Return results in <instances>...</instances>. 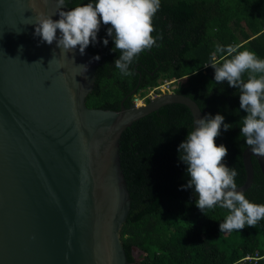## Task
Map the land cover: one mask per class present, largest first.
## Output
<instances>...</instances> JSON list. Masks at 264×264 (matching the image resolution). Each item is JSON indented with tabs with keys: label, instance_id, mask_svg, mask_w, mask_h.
I'll return each mask as SVG.
<instances>
[{
	"label": "water",
	"instance_id": "obj_1",
	"mask_svg": "<svg viewBox=\"0 0 264 264\" xmlns=\"http://www.w3.org/2000/svg\"><path fill=\"white\" fill-rule=\"evenodd\" d=\"M58 11L56 0H0V264H133L121 240L131 208L122 134L168 104L187 106L193 122L204 113L175 92L118 111L89 108L102 56L78 47L64 55L34 36L38 14L55 20ZM253 157L264 175V157L247 147L243 192Z\"/></svg>",
	"mask_w": 264,
	"mask_h": 264
},
{
	"label": "trees",
	"instance_id": "obj_2",
	"mask_svg": "<svg viewBox=\"0 0 264 264\" xmlns=\"http://www.w3.org/2000/svg\"><path fill=\"white\" fill-rule=\"evenodd\" d=\"M87 2L66 0V5L72 8ZM109 26L102 25L98 43L87 47L102 56L87 106L129 108L140 93L174 81V92L193 99L204 116L219 112L232 124L215 143L227 146L224 160L237 169L235 180L242 186L243 152L249 146L240 136V126L246 113L239 109V89L214 81L211 64L220 66L231 58L226 52H215L217 45L247 49L264 59V0H160L152 33L160 39L130 65V76L121 75L112 64L119 50L112 51L111 38L107 46L99 42ZM242 79L246 81L248 74ZM192 127L190 109L173 103L134 122L122 134L120 158L131 208L121 240L128 260L133 264H264V219L256 226L220 232L219 223L228 210L216 207L202 213L192 189H181L188 176L177 148ZM252 163L254 181L244 193L264 204V175L254 157ZM134 249L143 253L139 261Z\"/></svg>",
	"mask_w": 264,
	"mask_h": 264
},
{
	"label": "clouds",
	"instance_id": "obj_3",
	"mask_svg": "<svg viewBox=\"0 0 264 264\" xmlns=\"http://www.w3.org/2000/svg\"><path fill=\"white\" fill-rule=\"evenodd\" d=\"M65 4L66 0H56L59 19L39 13L36 21L31 23L35 26L34 36H38L40 42L51 45L55 41L64 55L77 47L81 55L85 54L90 44L98 43L101 26L110 25L106 37L99 42L107 46L111 38L112 51L119 50L112 64L121 75L130 76V65L160 39L152 35L153 17L160 8V0H88L67 11L62 8ZM215 52H226L231 58L225 59L220 66L211 64L213 80L217 83L226 81L229 87L239 89V109L246 113L241 118L240 136L250 146L252 154L264 157V59L247 49L237 51L232 45H217ZM93 59L99 60V54ZM79 67L83 73L87 71V65ZM244 73L248 74L246 81L242 79ZM231 125L219 112L214 116L195 118L192 130L177 148L178 160L186 165L188 176L181 189H192L197 197L195 206L202 213L216 207L228 210L219 223L220 232L256 226L264 219V204L251 201L238 189L235 180L238 171L224 160L228 154L227 146L215 143V138L222 135V131L231 129Z\"/></svg>",
	"mask_w": 264,
	"mask_h": 264
},
{
	"label": "rangeland",
	"instance_id": "obj_4",
	"mask_svg": "<svg viewBox=\"0 0 264 264\" xmlns=\"http://www.w3.org/2000/svg\"><path fill=\"white\" fill-rule=\"evenodd\" d=\"M165 82H167V81H165ZM165 82H163L162 84H165ZM174 82V81H173ZM171 83L170 84V91L171 92H174V89L176 88V86H177V84L176 83ZM152 92H151V90H147L146 92H143V93H140V95H137L135 98H134V104H136L135 102L138 100L139 101V103H137L138 105H141L142 103L144 104V103H146L147 101L146 100H148V99H150V98H147L146 100L145 99H143L144 98V96H149V94H151ZM162 94H164V93H162ZM161 95V94H160ZM153 96V95H152ZM156 97V96H155ZM152 98H154V97H152ZM142 103H141V102ZM143 255V253L141 252V251H139L138 249H135L134 251H133V256H134V258L137 260V261H139V259H140V256H142ZM251 259H253V260H257V257H254V258H251Z\"/></svg>",
	"mask_w": 264,
	"mask_h": 264
},
{
	"label": "built area",
	"instance_id": "obj_5",
	"mask_svg": "<svg viewBox=\"0 0 264 264\" xmlns=\"http://www.w3.org/2000/svg\"><path fill=\"white\" fill-rule=\"evenodd\" d=\"M173 81H167L165 82V84H161L160 86L156 87V88H153L151 89V94H149V96H144L143 99H147V98H152V97H155V96H159L160 94L162 93H167V92H171L170 91V84L172 83ZM174 83V82H173ZM153 95V96H152ZM141 102V101H140ZM136 104L139 103V101L137 100L135 102ZM142 103V102H141Z\"/></svg>",
	"mask_w": 264,
	"mask_h": 264
},
{
	"label": "flooded vegetation",
	"instance_id": "obj_6",
	"mask_svg": "<svg viewBox=\"0 0 264 264\" xmlns=\"http://www.w3.org/2000/svg\"><path fill=\"white\" fill-rule=\"evenodd\" d=\"M143 104V103H142Z\"/></svg>",
	"mask_w": 264,
	"mask_h": 264
}]
</instances>
